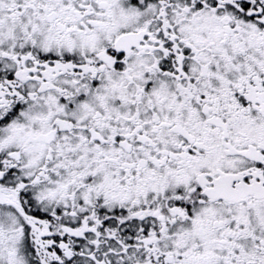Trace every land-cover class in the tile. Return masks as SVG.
<instances>
[{
  "label": "snow or ice",
  "instance_id": "1",
  "mask_svg": "<svg viewBox=\"0 0 264 264\" xmlns=\"http://www.w3.org/2000/svg\"><path fill=\"white\" fill-rule=\"evenodd\" d=\"M0 264H264V0H0Z\"/></svg>",
  "mask_w": 264,
  "mask_h": 264
}]
</instances>
